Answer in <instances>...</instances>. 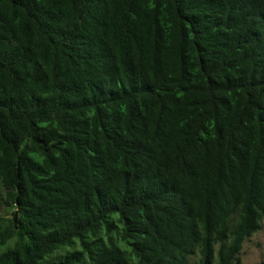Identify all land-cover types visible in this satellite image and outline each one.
<instances>
[{
	"label": "trees",
	"instance_id": "trees-1",
	"mask_svg": "<svg viewBox=\"0 0 264 264\" xmlns=\"http://www.w3.org/2000/svg\"><path fill=\"white\" fill-rule=\"evenodd\" d=\"M264 219V0H0V264H243Z\"/></svg>",
	"mask_w": 264,
	"mask_h": 264
},
{
	"label": "rangeland",
	"instance_id": "rangeland-1",
	"mask_svg": "<svg viewBox=\"0 0 264 264\" xmlns=\"http://www.w3.org/2000/svg\"><path fill=\"white\" fill-rule=\"evenodd\" d=\"M240 256L243 264H264V219L262 228L244 242Z\"/></svg>",
	"mask_w": 264,
	"mask_h": 264
}]
</instances>
